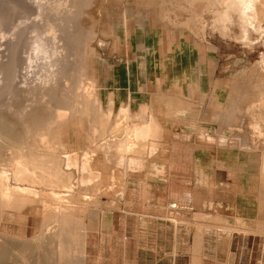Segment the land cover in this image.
Listing matches in <instances>:
<instances>
[{"label":"rangeland","instance_id":"rangeland-1","mask_svg":"<svg viewBox=\"0 0 264 264\" xmlns=\"http://www.w3.org/2000/svg\"><path fill=\"white\" fill-rule=\"evenodd\" d=\"M16 1L0 0V16L3 17L4 14L5 17H0V58L5 59L4 53L10 51L11 48L6 45L11 37L16 39L18 51L23 54L18 52L19 58L28 56L30 40H33L38 32L44 31L46 36V29H49L44 18L46 23H52L59 16L61 21L58 19L52 24L62 22L61 26L65 28H61L64 29L63 33L58 26V31L63 35L62 41L68 40V26L73 29L77 25L74 30L80 28V31H83L80 44L83 48L79 47L83 72L79 75L81 77L86 73L84 77L87 79L85 78V81L84 77H81V80L86 83L90 78L95 79V95H98L102 102L104 111L108 110L110 102L113 106L108 121L110 130L106 138L103 139L99 135L97 138L87 120H83L59 127L62 134L59 139L51 140V143L65 147L64 152L78 156L79 161H82L86 150L90 151L89 156L94 154L90 158L92 170L95 172V146L105 140L116 142L129 125L147 122V115L139 116L145 106L147 113L154 112L158 117L162 130V135L158 137L160 145L157 152L153 157L145 158L148 163L146 162L147 166L143 171L125 173L123 166L118 162L115 164L117 157L112 151L108 156L112 155L108 159V162L112 159L110 165L104 162L108 164V170H103L105 165H99L103 167L99 168L100 171L109 173L106 175L109 180L104 176L103 182H96L100 184L96 188L94 179L90 186L83 189L78 186L74 191L67 192L72 197L65 196L63 199H68L70 204L75 205V213L84 218L83 222L89 229L84 260H80L82 258H79V255L71 252L68 264H80V261L90 264L88 255L95 249V229L104 221L107 222L109 211L121 205L127 192L133 187L144 185L139 183L140 177L150 181L158 175L153 171V165H165V173L169 168L171 155H174L179 164H188L191 169L193 167L192 171L196 167L199 174L198 184L205 189L203 197H210L212 209H218L220 213L235 219L236 225L231 226L233 230L259 234L262 238L261 246L264 244V174L261 172V163L264 160V131L259 132L254 116L247 114L238 121H232L229 117V111L239 102L240 97L254 93L259 80L258 71L264 67V21L260 23L262 25H258L257 31H253L250 40L245 42L239 37L240 34L225 37L214 27L216 17L221 13L220 8L222 9L220 0H70L69 4L64 3L68 0ZM10 2L14 4H9ZM35 3H41V8H44L45 4L49 5V9L56 6L59 9L58 3H62L64 8L61 6L54 19L56 8L52 9V13H55L52 14L46 5L45 10H39ZM73 3H76V6ZM65 5L70 6L69 10ZM71 8L76 9V14ZM43 11H48L49 14ZM69 13L70 18L73 13L76 20L72 16L71 22L66 20L63 24L62 19ZM38 15L42 19L38 18ZM60 15L64 17L60 18ZM50 18L53 19L50 21ZM41 20L44 28H41ZM72 22L77 24H73V27L72 24L68 25ZM32 24H36L33 25L36 28H31ZM38 24L40 26L37 28ZM88 30L91 31V36L87 35ZM42 33H39L40 36ZM8 94L0 98V106L2 102L4 104L7 101L6 104L11 103V108L14 109L15 106L16 109L21 98ZM6 104L2 112L18 121V117L8 113ZM126 105L130 117L124 120L118 112ZM28 139H24L25 143L21 144H27L28 147L38 143L44 144V141L38 138ZM12 152L5 149L0 157V169L8 173ZM81 174L83 175L82 171L75 173L76 182L80 181ZM142 188L145 189V185ZM35 189L41 191L42 199L29 201L26 204L28 207H7L2 211L4 223L0 235H3L4 239H10L11 243L21 244L27 239L34 240L47 219L48 213L46 214L44 207L52 203V189L41 185H37ZM176 203L180 206L179 209L185 207L182 203ZM40 241L36 239L32 242L38 245L37 242ZM12 250L14 249L11 247V252ZM257 256L261 260L264 257L262 248Z\"/></svg>","mask_w":264,"mask_h":264},{"label":"bare ground","instance_id":"bare-ground-1","mask_svg":"<svg viewBox=\"0 0 264 264\" xmlns=\"http://www.w3.org/2000/svg\"><path fill=\"white\" fill-rule=\"evenodd\" d=\"M7 1L5 0V2ZM18 1L21 0H17L16 2L18 3ZM76 1L78 2L80 0H72V2ZM14 2H10L9 4H14ZM68 2L71 1L68 0L64 3L69 4ZM219 3L222 9L220 8L219 12L221 13L216 17L214 27H216L217 31L222 36L231 37L235 34H240L239 37L246 42L252 37L253 31H257L258 25L264 21V0H220ZM42 4L44 5V3ZM58 4L60 7L57 9L55 5L56 14L53 13L56 16L53 15V18L57 17V11L61 10L60 8H64V4ZM35 5L38 6V9L41 8V3H35ZM74 5L76 6V3ZM48 7L49 5L46 8ZM65 7H68L69 10L70 6L65 5ZM44 8L41 9L45 10ZM55 8L53 7L52 9L54 10ZM80 8L82 9L83 7L80 6ZM52 9H49L51 10L49 12L52 13ZM65 10H67V8H65ZM71 10L73 9L71 8ZM63 11L64 10H62V12ZM62 12L59 13L62 14ZM65 12L68 14L67 11ZM46 13L49 14L48 11ZM70 13L68 16L65 15L66 18H63L65 20L62 19L63 24H65L64 22H66V20L71 22L70 20L72 19L73 13L71 18ZM42 14L43 13L40 15ZM2 15L4 17V14ZM62 16L60 15V18H62ZM3 17H1V19ZM38 18H40L39 15ZM53 18H50V21ZM81 18L82 17H80V19ZM40 19H38L39 22ZM58 19L59 16L55 19L56 22ZM46 21L44 18L45 24L49 26L45 25L46 28H49H45L47 32L49 31V34L46 32L45 36L44 31V34L37 31V36H35L34 39L31 38L33 40H30V53L28 56L22 58L23 61L19 58L18 54H22V52L18 51V43L16 45V39L13 37L9 38L6 45L8 48H11L9 52L5 50V52H8L4 53L6 58H0V98L4 96V94L8 96V93H10V96L12 94V97L21 98L20 101L17 100V102H19L16 109L15 106L14 109H12L13 107L11 108V103L6 104L7 101L4 103L6 104L8 113L11 112L12 115L18 117V121L13 120L8 114L2 112L4 106V104H2L3 102L0 106V157L3 155L5 149L13 151L12 157L8 162L10 173L0 169V234L2 233L1 229L4 223L3 209L7 207L9 209H18L23 205L27 206L26 204L31 200L42 199L43 194L40 193L41 191L35 189V187L37 185L43 187L48 186L50 187L49 190L52 189L50 193V201H52V203L44 207V209L47 210L46 214L48 213L46 215L47 219L43 222L40 232L37 235L34 234L36 235L34 240H41L46 242V244H42L40 241V243L37 242V245L36 242H32L34 240L31 239H27L25 240L26 242L23 241L21 244L11 243V241H9L10 239H7L5 235L4 237H6V239L3 238V235H0V237L2 236L0 238V264H68L71 259V252L75 255H79V258H82L80 260L83 261L85 258V247L89 229L83 222L84 218L75 213V205L70 204V200H64L63 198L65 196L71 198L72 196L67 192L74 191L78 186L82 187V189L85 186H90L94 182V179L95 188L99 184L96 182H103L102 177L106 176L108 172L103 173L100 171L103 167L99 165H105L103 170L106 169L108 164L104 162H108V159H110L112 155L110 157L108 156L112 154V151L116 156L113 155L117 157H113V160L114 158L117 160H114L116 162L115 164L118 162L121 167L123 166L122 168H124L123 170L125 173H131L130 171H143L147 166L146 162L148 160L146 161V159L153 157L160 145L158 137L162 133L161 125L154 112H146V106H143L144 108L139 112V116L142 117L147 115V122L129 125V127H126L125 133L120 140L118 139L116 142L114 141L111 143L109 140H105L95 146V172L92 170L93 166L90 158L94 154L89 156L90 151L88 152L86 150L81 159L82 161H79L78 156L66 154L64 152L66 149L65 147H58L59 145L50 142L51 140L53 141L54 139L60 138L62 131L59 127L77 121L82 122L83 120H87L90 124V129L95 132L96 137L99 135L103 137V139L106 138L107 132L110 130L108 126L110 123H108V121L111 118L113 106H111L112 102H110V107H108L107 111H104L102 102L98 98V95H95V79L93 80L90 78L85 83L87 78L84 77L86 74L84 72L85 74H82L83 76L81 77L82 79L83 77L86 79L84 82L81 80L79 74H81L83 70L82 61H80L82 56L80 50L83 47H80V44L82 42L83 31L81 30V32L80 28L74 30L77 25L73 29H70L68 26V33L65 31L68 34V40L66 39L67 41L64 42V40L62 41V31L65 28L61 26L62 22L60 24H52L54 22L53 20L52 23H46ZM78 23L81 24L79 21ZM36 24H32L30 27L32 28V26ZM43 24L44 23H42L41 28ZM70 24H72L73 27V24L77 23L72 22L68 25ZM38 26L40 25L38 24L37 28ZM58 26L62 32L61 34L60 31H58ZM33 27L36 28V26ZM61 28L64 29L61 30ZM81 29L84 28L81 27ZM39 33H42L44 36H40ZM90 33L91 31L88 30L87 35ZM262 66H264V61H262ZM258 75L259 80L254 93L240 97L238 100L239 102L230 110L231 112L229 111V117L232 121H238V119L247 116V114L254 116V122L258 125L259 132L262 133V131H264V67L259 69ZM85 84H89L90 87L85 86ZM9 100H11V98ZM118 113L121 119L126 120L130 117V111L127 105L122 106ZM225 114L227 115L228 113ZM216 116L218 115L216 114ZM205 129L203 130L207 131ZM30 137L34 139L38 138L44 141V144L38 145V143V146H31L29 144V147L26 146L27 144H24L25 146L21 144V142L25 143L24 139ZM15 144L19 146H15ZM111 160H109L110 163ZM164 166L160 167L155 164L152 166L154 168L153 171L158 175H162L165 169ZM117 167L119 168V166H116V168ZM81 171L83 175L81 174L82 177H79L80 181H77V183L75 180V173ZM114 171L115 170H113V172ZM261 172L264 174V160L261 163ZM114 174L116 176V173ZM114 174L112 175L114 176ZM115 176L113 177L114 179ZM104 179L105 178H103V180ZM12 180L14 184H12ZM113 187L114 186H112V188ZM45 192L48 194L47 191ZM11 247L14 249L12 250L13 253L11 252ZM80 264L83 263L80 261Z\"/></svg>","mask_w":264,"mask_h":264},{"label":"crops","instance_id":"crops-1","mask_svg":"<svg viewBox=\"0 0 264 264\" xmlns=\"http://www.w3.org/2000/svg\"><path fill=\"white\" fill-rule=\"evenodd\" d=\"M170 158L165 173L140 177L145 189L133 187L95 229L90 264H264L260 235L233 230L235 219L203 197L196 167Z\"/></svg>","mask_w":264,"mask_h":264},{"label":"built area","instance_id":"built-area-1","mask_svg":"<svg viewBox=\"0 0 264 264\" xmlns=\"http://www.w3.org/2000/svg\"><path fill=\"white\" fill-rule=\"evenodd\" d=\"M170 208H172V209H179L180 206L178 205V203L174 202V203H171Z\"/></svg>","mask_w":264,"mask_h":264}]
</instances>
